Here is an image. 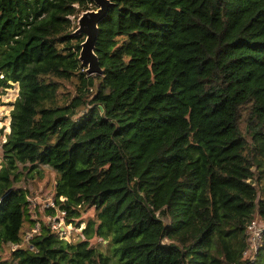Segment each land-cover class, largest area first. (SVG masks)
Returning <instances> with one entry per match:
<instances>
[{"label":"trees","instance_id":"obj_1","mask_svg":"<svg viewBox=\"0 0 264 264\" xmlns=\"http://www.w3.org/2000/svg\"><path fill=\"white\" fill-rule=\"evenodd\" d=\"M110 1L93 76L74 34L92 1L0 0V90L19 87L0 168V252L17 247L0 264H264V227L244 255L264 221V0ZM37 165L66 223L93 208L83 238L41 223L22 243L16 184ZM108 237L111 256L91 248Z\"/></svg>","mask_w":264,"mask_h":264},{"label":"rangeland","instance_id":"obj_2","mask_svg":"<svg viewBox=\"0 0 264 264\" xmlns=\"http://www.w3.org/2000/svg\"><path fill=\"white\" fill-rule=\"evenodd\" d=\"M92 9H95L94 5L92 6ZM66 87L68 88L67 90H72L71 86L66 85ZM18 95L19 87L17 83H12L11 87L0 90V168L2 166L1 145L6 141V137L10 133L11 111L14 108V102ZM26 167L28 168L29 165ZM21 168L22 166H19L20 170ZM27 168L25 170L23 169V173L20 174V182L16 184L18 188L23 189L27 194V199L29 201L28 213L30 214V219L33 221L32 223L28 220V222L24 223L22 228V236H24L22 243L24 240H26V237H29L30 234L34 232V230L40 227L41 223L51 219L52 215L47 213L48 208L45 207L46 203H51L50 201L54 200L55 198L54 186L58 176L57 173L47 165H37L32 171H28ZM28 173L33 174V176H30ZM254 183L256 184L257 181H254ZM55 214L58 215L57 212ZM93 214V208H88L82 212L81 217L78 218V221H80L79 226H76L74 223H66L65 220L60 216L59 218H56L58 222L62 223L61 225L65 229L66 234H63L64 239L76 241L83 238L81 230L86 225L87 220L91 218ZM254 219L257 228L261 230L264 227V221H261L258 216H255ZM253 232L254 230L249 229L251 238L254 235ZM259 243L260 242H257V240H251V245L244 255L251 260H254V254L257 250V247L259 246ZM13 245L14 244H7L3 247L2 251L0 252L1 260H7L10 258V252L14 248ZM110 245V237H108L107 240L93 238L90 241L91 248L98 249L109 256L112 255Z\"/></svg>","mask_w":264,"mask_h":264},{"label":"water","instance_id":"obj_3","mask_svg":"<svg viewBox=\"0 0 264 264\" xmlns=\"http://www.w3.org/2000/svg\"><path fill=\"white\" fill-rule=\"evenodd\" d=\"M95 9L84 11L77 19V28L74 34H83L84 41L80 44L79 61L86 67L87 75H101L103 70L99 66L97 55L94 52L98 35V23L106 15L110 6V0H90Z\"/></svg>","mask_w":264,"mask_h":264},{"label":"built area","instance_id":"obj_4","mask_svg":"<svg viewBox=\"0 0 264 264\" xmlns=\"http://www.w3.org/2000/svg\"><path fill=\"white\" fill-rule=\"evenodd\" d=\"M1 77H2V75H1ZM60 199L63 200V198H60ZM50 202L51 203H46V207L45 208H48V209L54 208L55 211L58 213V215L55 214V215L51 216V219H48V221H45L44 223L48 224L51 227V231H53L59 238L64 239V235L63 234L64 233L66 234L65 229L61 225L62 223L61 222H58L56 220V218H59V216H60V217H62V219H64L63 216H64L65 212L64 211H61L59 209V207L55 205V199L52 200V201H50ZM249 229L254 230V232H253L254 235L251 238V240H257V242H259L260 241V232H261V230L257 228L254 220L249 225L248 231H249ZM37 230H38V228L36 230H34L33 233L37 232ZM33 233H31L29 237H26V240H24V242H27V240L30 239V237L32 236ZM13 247H14L13 249H15L17 247V245L14 244ZM245 252H244V254H245Z\"/></svg>","mask_w":264,"mask_h":264},{"label":"clouds","instance_id":"obj_5","mask_svg":"<svg viewBox=\"0 0 264 264\" xmlns=\"http://www.w3.org/2000/svg\"><path fill=\"white\" fill-rule=\"evenodd\" d=\"M260 242V241H259Z\"/></svg>","mask_w":264,"mask_h":264}]
</instances>
